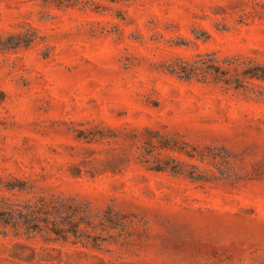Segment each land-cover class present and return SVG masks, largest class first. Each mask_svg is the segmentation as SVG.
Here are the masks:
<instances>
[{"label": "rangeland", "instance_id": "rangeland-1", "mask_svg": "<svg viewBox=\"0 0 264 264\" xmlns=\"http://www.w3.org/2000/svg\"><path fill=\"white\" fill-rule=\"evenodd\" d=\"M263 72L264 0H0V193L82 208L0 264H264Z\"/></svg>", "mask_w": 264, "mask_h": 264}, {"label": "trees", "instance_id": "trees-1", "mask_svg": "<svg viewBox=\"0 0 264 264\" xmlns=\"http://www.w3.org/2000/svg\"><path fill=\"white\" fill-rule=\"evenodd\" d=\"M204 59H200L195 63H190L187 66L176 64L172 66L171 72L177 74L186 79H192L196 76L204 74L207 76V72H203ZM264 73V72H263ZM258 78L264 80V74H256ZM212 154H202L200 160L205 163L206 158ZM192 157H195L192 155ZM175 164L158 162V165L152 169L157 171H171L176 175L188 173V168L199 170L200 174H191L195 181H207L209 178L206 176V171L199 164L190 163L186 160L177 158L172 159ZM2 190L9 192H23L32 194L31 197L24 201H19L13 197L0 193V215L3 220L0 222L4 231H0V234L9 236L11 232H14L16 237H26L29 240L36 238L39 234L44 235L47 231L43 226L44 222H48L50 217L60 212H71L73 210L82 209L76 203L72 204L66 199H58L55 196H47L43 193H39L29 186L28 182L19 178H14L9 183L5 184ZM16 195V194H14ZM11 227V229H8ZM26 246V245H24Z\"/></svg>", "mask_w": 264, "mask_h": 264}]
</instances>
